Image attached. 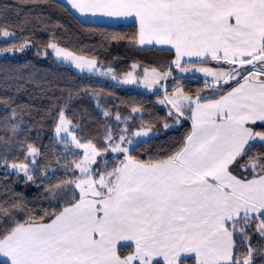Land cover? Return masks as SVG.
<instances>
[{"label":"snow or ice","instance_id":"obj_1","mask_svg":"<svg viewBox=\"0 0 264 264\" xmlns=\"http://www.w3.org/2000/svg\"><path fill=\"white\" fill-rule=\"evenodd\" d=\"M68 2L80 13L135 16L139 43L172 45L177 67L184 56H210L238 65L220 73L201 69L217 81L227 77L225 83L235 80L238 86L210 103L201 104L197 97L192 132L167 159L135 158L121 147L126 139L121 135L120 143L111 145L113 153L124 154L119 166L108 171L104 162L103 169H93L100 155L96 146L73 136L84 149L75 165L84 178L68 182L74 184L68 206L43 223L35 217L16 220V204L0 206V217L11 221L0 231L3 264H185L189 256L195 264H251L254 249L249 245L241 261L234 254L233 236L239 231L249 240L245 229L259 221L255 230L264 237V153L244 164L239 159L256 144L264 148V131L249 126L258 121L264 126V0ZM56 51L71 57L77 67L95 65L94 60ZM170 103L179 111L178 101ZM61 130L68 131L63 113L57 132ZM13 167L27 174L26 165ZM237 167L242 171L234 173ZM120 241L131 243L118 247ZM125 246L132 248L128 254L119 250Z\"/></svg>","mask_w":264,"mask_h":264},{"label":"trees","instance_id":"obj_2","mask_svg":"<svg viewBox=\"0 0 264 264\" xmlns=\"http://www.w3.org/2000/svg\"><path fill=\"white\" fill-rule=\"evenodd\" d=\"M27 42L33 45L30 54L11 55ZM51 43L96 60L118 77L131 73L136 65L140 76L145 69L171 71L174 59L171 51L141 49L136 24H85L57 0H0V206L18 205L12 213L20 222L30 217H35L37 223L49 222L53 213L58 214L72 199L74 184L68 182L80 179L75 167L80 155L55 139L61 113L70 120L80 143L91 142L101 153L121 135H130L141 127L156 131V137L137 143L128 153L142 161L167 159L180 150L191 133L189 121L177 124L158 104L163 92L145 94L77 74L44 56ZM203 63L221 67L227 64L223 60ZM193 80H186L181 87L201 100L219 98L237 85L233 80L215 91L197 82L200 79ZM182 81L175 80L176 84ZM257 130L264 131V126ZM261 153L264 148L256 144L240 162ZM123 159L106 156L94 169H103L107 162V170L112 171ZM13 165H26L27 174L16 171L20 168ZM75 193L78 198L77 189ZM10 223L0 217V231ZM258 223L245 229L249 240H244L239 231L234 233V254L241 261L251 245L252 264H264V237L255 230ZM119 250L128 254L132 248ZM185 264H195V260H186Z\"/></svg>","mask_w":264,"mask_h":264},{"label":"rangeland","instance_id":"obj_3","mask_svg":"<svg viewBox=\"0 0 264 264\" xmlns=\"http://www.w3.org/2000/svg\"><path fill=\"white\" fill-rule=\"evenodd\" d=\"M56 45V48H52L49 46L48 50L44 51V56L51 57V59L60 65L66 66L70 69H72L74 72L80 75H87L91 78L98 79L100 81L116 84L121 88L125 89H133L140 91L145 94L150 93H158L163 92V98L159 101V105L166 109L168 113L171 115V117L176 121L177 124H180L182 121L185 120L183 118L185 115H187L188 109H190V103L195 100L197 97H192L188 93L184 91L183 87H180L173 91H168L171 88L175 87V80L176 78H182V80H193V79H200L204 82H208L211 84H218L222 83L227 77L224 79H221L217 81L216 76L214 75H207L205 72L201 71V69L207 68L211 69L214 73H220V72H228L232 69V67L228 64H225L223 67H215L214 65H198V66H192V67H176L173 68L171 71H162L159 69H145L141 76L139 75V66H134V69L131 73L124 75L122 77H118L114 75L113 71L111 69L105 68L103 65L98 63L96 60L85 57L80 54L73 53L71 51H68L56 43H51L50 45ZM33 49V45L29 42L24 43L22 46L14 49L11 51V55L13 57H24L28 54H30L31 50ZM56 49H60L63 52L71 53L74 57H79L84 60H94L95 65L92 68H89L87 65H84L83 67H77V62L74 61L71 57H65L64 55H57ZM181 69H184L183 71ZM159 74V75H157ZM193 76H199L201 78H191ZM239 79V77H237ZM128 81V82H126ZM134 81V82H133ZM211 90L218 91L216 88H210ZM182 97H188V100L182 99ZM170 101H178L179 102V111L177 110V107L173 106V103H170ZM64 120L66 121L68 131L65 132L63 130L57 132V128L60 127V118L59 122L55 129V139L59 143L66 144L68 147L71 148V150L75 153L77 152L80 155V159L78 163L83 159L84 156V149L76 146V141H79L76 137V133L73 131L72 124L70 120L63 115ZM137 132H147V135H140L137 136ZM154 135V136H150ZM73 136L76 137V141L73 140ZM126 139L125 142L121 144V147H127L129 151L138 143V141H143V139H149L150 137H156L157 132L150 129V128H144L141 127L137 130H135L130 135H123ZM127 140H131L132 143L128 144ZM116 143H120L119 138H117ZM80 142V141H79ZM112 143V142H111ZM112 145V144H111ZM111 145L108 147V150L106 152L100 153L96 157V164L91 165V168L94 169V167L103 160L106 156H124V154L120 153H113L111 151ZM78 169V168H77ZM16 171H22L21 169H17ZM24 172V171H23ZM80 179L84 178V175L79 171ZM25 173V172H24ZM79 179V180H80ZM79 180L77 182H79ZM78 193H79V189ZM252 264V260H251Z\"/></svg>","mask_w":264,"mask_h":264},{"label":"crops","instance_id":"obj_4","mask_svg":"<svg viewBox=\"0 0 264 264\" xmlns=\"http://www.w3.org/2000/svg\"><path fill=\"white\" fill-rule=\"evenodd\" d=\"M57 1L60 2V3H63L64 5H66L69 8V10L82 23H85V24L103 25V26H110V27H117L119 25L136 24L137 27H138V45H139V47L141 49H157V50L171 51L173 53V55H174V59H173V62H172V69L177 67L176 64L174 63V61L176 60V50H175V48L172 45H170V44H157V43H155V41H153V43H151V44H148V43L140 44L139 43V38H140V36H139V33H140V24H139L138 19L135 16H129V17H123V16H106V15H103L102 13H100V12H97L95 14H93L91 12L80 13L78 10H76L75 8H73L71 6V4L68 2V0H57ZM206 61H216V60H212L210 56H207V57H195V56L188 57V56H184L180 60V67L187 68V67H192V66H198V65L204 64L203 62H206ZM205 65H210V64L205 63ZM214 66L215 67H221L219 65H214ZM182 78H179V79H182ZM191 78H201V77H199V76H193ZM241 82H243V81H241ZM237 86L238 85H235L234 87H237ZM231 89H229L228 91H226L222 96L227 95V93L229 91H231ZM220 98H221V96L219 98H216V99H206V100H201L200 99L199 100V103H201V104L210 103V102L219 100ZM196 100H197V98L190 103V106H189L190 109H188L187 115H185L183 117L187 121L190 122V124H191V132H192V126H193L192 111L196 107V104L194 103ZM219 122L220 121H217V123H219ZM249 126L253 127L255 131H258L257 130V127L262 126V125H261V122L258 121L256 123V125H249ZM150 136H154V135H151L150 134ZM151 138H154V137H150L149 139H151ZM149 139H143V141H138V143L139 142L147 141ZM239 159H241V158H239ZM240 163L241 164H244V163H247V162H244V163L240 162ZM239 171H242V170L240 168H238V167L234 169V173L235 172H239ZM233 239H234V236H233ZM130 243L131 242L120 241L118 243V247L120 245H128ZM125 247H127V246H125ZM133 248H134V245H133ZM234 252H235V248H234ZM190 259H193V258L191 256H189V257H187L186 260H190ZM0 260L3 262V258H0Z\"/></svg>","mask_w":264,"mask_h":264},{"label":"water","instance_id":"obj_5","mask_svg":"<svg viewBox=\"0 0 264 264\" xmlns=\"http://www.w3.org/2000/svg\"><path fill=\"white\" fill-rule=\"evenodd\" d=\"M223 63H221L222 65ZM232 68L233 67H239L238 65H230ZM245 67H251V66H245ZM233 80H228V83H225L224 81L222 83H218V84H211V83H208V82H204L202 80H197V82H199L201 85L207 87V88H216V89H223L225 88L226 86H228L229 84H231ZM187 81L184 80L182 82H178L175 87L173 88L174 90L181 87L183 84H185ZM192 82H194V80H192Z\"/></svg>","mask_w":264,"mask_h":264}]
</instances>
